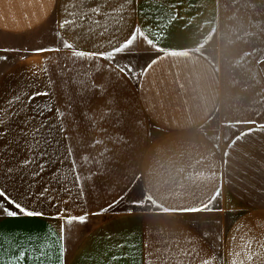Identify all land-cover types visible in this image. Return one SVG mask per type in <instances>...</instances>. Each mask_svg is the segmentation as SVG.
Returning a JSON list of instances; mask_svg holds the SVG:
<instances>
[{
	"label": "crops",
	"instance_id": "0c3cea01",
	"mask_svg": "<svg viewBox=\"0 0 264 264\" xmlns=\"http://www.w3.org/2000/svg\"><path fill=\"white\" fill-rule=\"evenodd\" d=\"M218 19L219 0H0V106L20 98L0 136V188L42 213L0 212V264H60L61 226L64 264H147L158 248L172 264H264V124L223 135ZM44 105L71 158L53 145L25 164L20 129ZM177 207L203 210L165 212Z\"/></svg>",
	"mask_w": 264,
	"mask_h": 264
},
{
	"label": "rangeland",
	"instance_id": "374dc122",
	"mask_svg": "<svg viewBox=\"0 0 264 264\" xmlns=\"http://www.w3.org/2000/svg\"><path fill=\"white\" fill-rule=\"evenodd\" d=\"M213 38L220 46L222 78L218 119L227 124L228 137L242 126L264 124V0H219Z\"/></svg>",
	"mask_w": 264,
	"mask_h": 264
},
{
	"label": "snow or ice",
	"instance_id": "6c2138e0",
	"mask_svg": "<svg viewBox=\"0 0 264 264\" xmlns=\"http://www.w3.org/2000/svg\"><path fill=\"white\" fill-rule=\"evenodd\" d=\"M92 12H95L97 14H99V9L98 8H92L91 9ZM69 23V21L65 20L62 24L61 27H64V24ZM95 23H99V21H95ZM135 39V33L133 34V38L128 39L126 44L121 45L120 47H116L113 51H109L106 54L105 53H100L99 55L101 56H106V57H113L114 53H121L125 48H127L128 46L133 44V40ZM148 45H152L153 40L152 39H148L147 40ZM64 47L66 48H72L71 44H65ZM46 49H38L37 51H45ZM74 56L76 57H88V56H96L97 53L94 52H88V51H77L73 53ZM157 61L155 59H153L149 64H148V68H151V66L153 64H155ZM120 72H124L125 69L124 68H120L119 69ZM128 71L131 72L132 69L128 68ZM36 96H43V97H48L49 96V91L48 90H43V91H36L33 92L29 97L28 100H32L34 99ZM19 97H16L15 99H11L7 102L6 106H0V125H3V130H0V136H3L5 134V132L8 131V121L15 119L17 117V115L19 114V110L15 107L16 101L19 100ZM27 105L25 104H21V107H25ZM51 107L49 105H44L42 108L39 109H34L32 114L28 117H26L23 121L25 127H22L20 129V133L21 135L25 138V142L28 146V151L30 153H32V155L26 159L24 161L25 164H29L31 162H33V160H35L36 157H47L49 155L47 149L51 148L53 145H55L56 147V153L55 155H57L59 157V162L63 163L64 159L63 156H60V148L63 147L66 149V154L68 155L69 158H71V154H72V149L70 146H68L67 144L61 145L60 141L57 140L53 135L52 132L56 129L59 130V132L61 134H63L64 132V128L62 124H56V125H52L49 124V122L44 118L45 113L48 111H51ZM56 112L58 114V118L59 117H64L65 113L63 111H61L59 108L56 109ZM47 128V132H45V129ZM65 140H67V137H64ZM85 159H87V157H85ZM73 163V167H72V171L75 172V161L72 162ZM41 170L43 168V165H39L38 166ZM9 172L12 171L11 168L8 169ZM39 173L36 172L34 173V175H38ZM66 178V177H65ZM80 182V178L79 176L77 177V184H79ZM47 190V189H46ZM0 212H2L4 215H6L7 217H11V218H16L19 215H27L29 217H33V216H41L42 213L40 212H36V211H30L27 210L24 206H22L19 202H17L16 200L12 199L11 197H8L5 193V191L3 190V188H0ZM146 199L148 201L151 202V198L150 197H146ZM213 199H215V197H213ZM137 203V202H134ZM6 205H11L12 208H15L18 211H14L12 210V208L7 207ZM204 208H207V205H204ZM203 209H199V208H192V207H177L174 209H165V212H190V211H200ZM59 215V214H58ZM73 221H79V222H85L86 221V217L84 215H81L79 217H68V223L71 224ZM243 240V238H241ZM64 229L63 226H61L60 229V245H59V255L61 257L60 259V264H64V253H65V249H64ZM252 247V242L249 241H245L243 244V250L247 251L249 249H251ZM261 247H264V245H261ZM157 253H159V256L157 257V261H160L161 264H172L173 259L176 257V253H173L170 249L165 248L163 249V251H161V249H157ZM23 253H21V257H23ZM148 255H152L151 253H149ZM183 255L187 256V255H191L190 252L185 251L183 253ZM248 260L252 259V255H248L247 256ZM157 261H153V260H148L147 264H157ZM11 264H22V260L21 261H13L11 262ZM204 264H207V262L205 261ZM241 264H243V262H241Z\"/></svg>",
	"mask_w": 264,
	"mask_h": 264
}]
</instances>
